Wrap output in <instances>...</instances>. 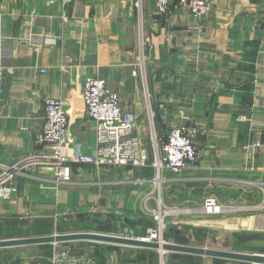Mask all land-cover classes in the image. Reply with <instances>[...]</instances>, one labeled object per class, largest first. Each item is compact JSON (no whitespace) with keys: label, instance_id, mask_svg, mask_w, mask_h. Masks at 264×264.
<instances>
[{"label":"crops","instance_id":"1","mask_svg":"<svg viewBox=\"0 0 264 264\" xmlns=\"http://www.w3.org/2000/svg\"><path fill=\"white\" fill-rule=\"evenodd\" d=\"M135 1L0 0L10 46V55L0 59V165L42 149L34 135L44 122L46 97L63 103L70 148L90 154L97 147L96 126L81 90L87 76L97 75L135 113L144 142L153 132L165 137L176 125H185L195 142L193 165L176 174L161 170V206L169 209L163 217L166 242L229 250L245 239L264 238V0H212L203 17L192 16L177 0L166 14L157 13L155 0H143L140 15ZM139 30L148 40L144 70L138 65ZM70 166L69 181L56 182V169L42 165L16 177L14 196L0 200V238L11 230L23 236L27 229L140 238L157 228L155 185L134 182L152 178L151 166ZM210 198L226 210L204 212ZM63 242L64 249L52 248L36 264H50L53 251L77 256L83 251L70 250L86 247L94 248L97 260L89 256L96 264L250 263ZM0 264L20 263L0 256Z\"/></svg>","mask_w":264,"mask_h":264},{"label":"built area","instance_id":"2","mask_svg":"<svg viewBox=\"0 0 264 264\" xmlns=\"http://www.w3.org/2000/svg\"><path fill=\"white\" fill-rule=\"evenodd\" d=\"M212 0H177V5L185 7L194 17L206 16L212 10ZM143 0H136L134 6L141 15ZM171 0H155L157 13L166 14ZM0 12V59L10 55L9 42L6 41ZM138 65L144 70L145 57L142 55L147 38L140 35ZM3 69L0 66V75ZM45 72V69L41 70ZM136 75V71L132 70ZM82 101L86 114L96 126L95 135L97 147L90 153L70 148L67 112L59 98L46 97L43 103L44 122L34 135V143L42 146L37 152L29 153L11 165H0V200H10L17 191L16 177L35 166H51L56 169V182L69 181L71 163L94 164L95 166L129 167L142 169L151 166L154 176L150 179L138 178L134 182L142 185L150 181L155 185L157 193V210H152V216L157 222V228L149 230L142 240L153 241L160 245L166 242L162 232L166 228L163 217L169 209L161 206V185L165 180L162 169L176 174L193 165L197 161V149L190 131L185 125L171 127L165 137L154 132L149 143L136 132L137 116L120 104L118 92L113 90L108 81L97 75L87 76L82 84ZM202 210L208 214L221 213L226 207L218 204L213 198L207 199ZM50 264H96L89 255H71L66 251H53Z\"/></svg>","mask_w":264,"mask_h":264},{"label":"water","instance_id":"3","mask_svg":"<svg viewBox=\"0 0 264 264\" xmlns=\"http://www.w3.org/2000/svg\"><path fill=\"white\" fill-rule=\"evenodd\" d=\"M76 240H86V241H96L103 242L106 244H116L121 246H134V247H149L157 249L160 252H184L188 254H197L208 257L233 259L243 262H250L253 264H264V254L256 253H241L236 251H225L216 248H206L199 246H187L181 244H174L171 242H164L161 245L153 241L142 240L138 237L131 236H121L116 234H106L100 232H76V233H63V234H51L42 235L34 237H22V238H6L0 240V247H9L17 245H27V244H42V243H57L63 241H76Z\"/></svg>","mask_w":264,"mask_h":264},{"label":"rangeland","instance_id":"4","mask_svg":"<svg viewBox=\"0 0 264 264\" xmlns=\"http://www.w3.org/2000/svg\"><path fill=\"white\" fill-rule=\"evenodd\" d=\"M140 35H141V32L139 30V32L137 31V36H138V41H139L138 53L142 52V46L140 47V42H141L140 41ZM27 230L24 231L23 236H21V237L16 236V237H11V238H22V237L24 238V237H34V236L51 235V234L76 233V232H82V231L90 232L88 230H83V229H79V230L71 229L70 231L69 230H60V231L50 230V232H48V233L47 232L44 233V232L37 231V230H31V229H27ZM116 235H123V234L119 233ZM5 238H10V237H2V238H0V240L5 239ZM238 238H241V237L239 236ZM76 241H74V242H76ZM69 242H72V241H69ZM69 242L65 241V243H69ZM74 242H72V243H74ZM80 242H83V241H80ZM63 243L64 242L27 244V245L0 247V256L2 257L3 260L7 258V260H11L13 262L16 261V262H19L20 264H36L37 262L40 263V262L45 261L47 258L46 256L49 255L52 248L55 250H60L61 248L64 249V245H66V244H63ZM93 243H91L89 241L86 244H89L91 246V244L93 245ZM217 249H219V248H217ZM93 250H94V248H92V247H86L85 251L80 250V249L73 251V249H72V250H70V252L71 253H74V252L77 253L79 251H83L82 254H84V255L94 256L95 252ZM229 250L241 252V253L248 252V253H256V254H264V238L259 239L258 241H255L254 239H249V240L245 239L244 244L239 242L237 245L232 246V248L230 247ZM229 250L226 249L225 251H229ZM63 251L68 252V250H63ZM56 252H60V251H56ZM247 264H253V263H247Z\"/></svg>","mask_w":264,"mask_h":264},{"label":"trees","instance_id":"5","mask_svg":"<svg viewBox=\"0 0 264 264\" xmlns=\"http://www.w3.org/2000/svg\"><path fill=\"white\" fill-rule=\"evenodd\" d=\"M20 234V231H18V230H11V231H9L8 233H7V235L8 236H6V237H14V236H16V235H18V236H20L19 235ZM44 234V233H43ZM21 237V236H20ZM6 239V238H5ZM93 258L95 259V260H97V257L94 255L93 256ZM13 263H19V262H16V261H14Z\"/></svg>","mask_w":264,"mask_h":264}]
</instances>
